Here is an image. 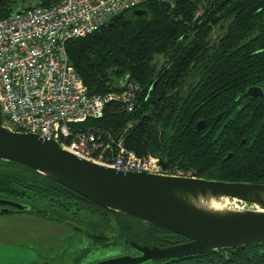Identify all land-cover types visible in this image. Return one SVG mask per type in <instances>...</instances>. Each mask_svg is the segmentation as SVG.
<instances>
[{
	"label": "trees",
	"instance_id": "16d2710c",
	"mask_svg": "<svg viewBox=\"0 0 264 264\" xmlns=\"http://www.w3.org/2000/svg\"><path fill=\"white\" fill-rule=\"evenodd\" d=\"M55 1L24 5L27 9ZM201 1H145L66 40L68 58L88 95L120 91L126 80L140 85L130 111L108 102L101 117L81 126L121 139L138 156L161 158L166 170L207 180L264 183V95H244L249 86L264 88V0H214L196 15ZM19 5L20 0H0V18ZM215 26L222 30L219 36H213ZM157 54L166 56L160 66L154 60ZM200 119L204 128L197 129ZM0 198L34 208L26 212L67 221L71 259L62 263L69 254L62 250L51 258L55 264H81L90 254L109 252L117 244L138 253L130 241L166 247L185 240L1 159ZM51 259L28 264H51ZM145 264H264V242Z\"/></svg>",
	"mask_w": 264,
	"mask_h": 264
},
{
	"label": "water",
	"instance_id": "95a60500",
	"mask_svg": "<svg viewBox=\"0 0 264 264\" xmlns=\"http://www.w3.org/2000/svg\"><path fill=\"white\" fill-rule=\"evenodd\" d=\"M27 1L35 0H20L16 11L26 9ZM244 95L263 96L264 88L249 86ZM219 117L220 114L214 122ZM1 118L0 110L1 160L32 168L106 209L185 238L166 247H149L130 241V246L138 253L114 255L84 264H145L264 242V183L116 169L81 158L62 148L53 138L11 130L2 125ZM196 128H204V121L197 120ZM158 161L164 169V161L159 157ZM223 199H231L235 206H213ZM0 205L4 207L0 213L30 210L25 203L8 198H0Z\"/></svg>",
	"mask_w": 264,
	"mask_h": 264
},
{
	"label": "built area",
	"instance_id": "2783aa9c",
	"mask_svg": "<svg viewBox=\"0 0 264 264\" xmlns=\"http://www.w3.org/2000/svg\"><path fill=\"white\" fill-rule=\"evenodd\" d=\"M145 1L150 0H58L0 18L2 125L53 138L65 150L105 166L183 175L162 169L157 156H138L121 139L114 141L109 134L81 126L101 117L108 102L130 111L140 85L126 80L120 91L88 95L68 58L66 40L85 35Z\"/></svg>",
	"mask_w": 264,
	"mask_h": 264
},
{
	"label": "rangeland",
	"instance_id": "374dc122",
	"mask_svg": "<svg viewBox=\"0 0 264 264\" xmlns=\"http://www.w3.org/2000/svg\"><path fill=\"white\" fill-rule=\"evenodd\" d=\"M211 1L214 0H202L195 14H200L203 7L210 5ZM212 33L213 36H219L222 30L215 26ZM165 59L166 56L162 54H157L154 57L157 66L162 65ZM168 171L170 173H182L173 169H168ZM220 204L225 208L235 206L231 199H223ZM48 216L49 214L38 215L34 212L0 214V264H28L34 261H45L47 258L56 256L55 254L62 250L69 253L68 256L62 257V263H69L73 247L68 248L67 245L71 237L68 223ZM122 247V244H117L112 248H107L109 252L103 251L98 256L97 253L90 254L82 260L81 264L135 252L132 249ZM52 261V259L49 260V263L55 264Z\"/></svg>",
	"mask_w": 264,
	"mask_h": 264
},
{
	"label": "flooded vegetation",
	"instance_id": "af4514ba",
	"mask_svg": "<svg viewBox=\"0 0 264 264\" xmlns=\"http://www.w3.org/2000/svg\"><path fill=\"white\" fill-rule=\"evenodd\" d=\"M24 203V202H23ZM26 205H28L29 207H30V210L29 211H31V210H34V208H32L29 204H27V203H25ZM1 208H4L3 206H1L0 205V209ZM18 213H22V212H18ZM0 214H2V213H0ZM4 214V213H3ZM6 214H8V213H6ZM47 215V214H46ZM49 259H51V258H49Z\"/></svg>",
	"mask_w": 264,
	"mask_h": 264
},
{
	"label": "bare ground",
	"instance_id": "6f19581e",
	"mask_svg": "<svg viewBox=\"0 0 264 264\" xmlns=\"http://www.w3.org/2000/svg\"><path fill=\"white\" fill-rule=\"evenodd\" d=\"M213 206H215V207H220L221 205H220V203H216V202H214V203H213Z\"/></svg>",
	"mask_w": 264,
	"mask_h": 264
}]
</instances>
